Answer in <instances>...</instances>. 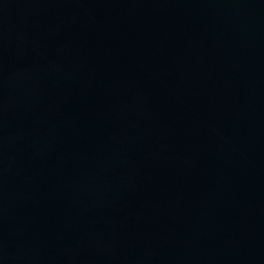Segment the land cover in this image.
I'll return each mask as SVG.
<instances>
[{
    "label": "water",
    "instance_id": "1",
    "mask_svg": "<svg viewBox=\"0 0 264 264\" xmlns=\"http://www.w3.org/2000/svg\"><path fill=\"white\" fill-rule=\"evenodd\" d=\"M0 264H264V0H0Z\"/></svg>",
    "mask_w": 264,
    "mask_h": 264
}]
</instances>
